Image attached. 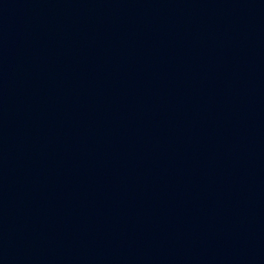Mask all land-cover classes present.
<instances>
[{
  "label": "water",
  "instance_id": "95a60500",
  "mask_svg": "<svg viewBox=\"0 0 264 264\" xmlns=\"http://www.w3.org/2000/svg\"><path fill=\"white\" fill-rule=\"evenodd\" d=\"M0 264H264V0H0Z\"/></svg>",
  "mask_w": 264,
  "mask_h": 264
}]
</instances>
